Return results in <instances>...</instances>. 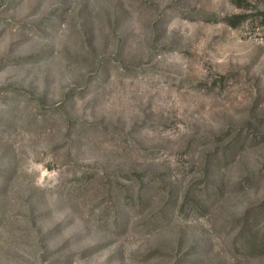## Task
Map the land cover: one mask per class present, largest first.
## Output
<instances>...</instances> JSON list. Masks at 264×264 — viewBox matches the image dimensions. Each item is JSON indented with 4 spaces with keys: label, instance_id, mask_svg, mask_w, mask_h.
Here are the masks:
<instances>
[{
    "label": "rangeland",
    "instance_id": "374dc122",
    "mask_svg": "<svg viewBox=\"0 0 264 264\" xmlns=\"http://www.w3.org/2000/svg\"><path fill=\"white\" fill-rule=\"evenodd\" d=\"M0 264H264V0H0Z\"/></svg>",
    "mask_w": 264,
    "mask_h": 264
}]
</instances>
